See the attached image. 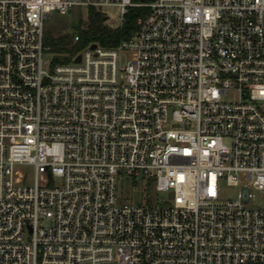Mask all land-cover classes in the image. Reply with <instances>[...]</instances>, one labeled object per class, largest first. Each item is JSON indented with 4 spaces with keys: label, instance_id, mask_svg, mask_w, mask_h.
<instances>
[{
    "label": "built area",
    "instance_id": "built-area-1",
    "mask_svg": "<svg viewBox=\"0 0 264 264\" xmlns=\"http://www.w3.org/2000/svg\"><path fill=\"white\" fill-rule=\"evenodd\" d=\"M107 6L147 13L45 60L53 12ZM254 191L264 0H0V264H264Z\"/></svg>",
    "mask_w": 264,
    "mask_h": 264
},
{
    "label": "trees",
    "instance_id": "trees-1",
    "mask_svg": "<svg viewBox=\"0 0 264 264\" xmlns=\"http://www.w3.org/2000/svg\"><path fill=\"white\" fill-rule=\"evenodd\" d=\"M147 13V9L132 8L126 15L125 22L118 27L110 26L105 20V13L94 8L88 9L86 20L79 22V36L77 43H72L69 34H63L53 39L46 36V41L52 40L53 49L58 54L74 56L89 44H99L105 47H114L122 40L130 39L138 29V19ZM151 189L150 185L146 190Z\"/></svg>",
    "mask_w": 264,
    "mask_h": 264
},
{
    "label": "rangeland",
    "instance_id": "rangeland-1",
    "mask_svg": "<svg viewBox=\"0 0 264 264\" xmlns=\"http://www.w3.org/2000/svg\"><path fill=\"white\" fill-rule=\"evenodd\" d=\"M102 11L110 16L112 22H118L120 19V11L118 7L107 6L102 9ZM88 15L87 8L77 7L72 9L66 14H61L59 12H53L51 17L45 19L44 30H45V60L48 62H62L56 61L55 57L58 55L53 49L54 43L52 40L46 41V36L50 38H57L63 34H69L73 43V36L79 32V27L75 26V23L84 22ZM238 192V187L223 185L222 195L225 197H236ZM255 197L249 204V207H264V194L260 191H254ZM139 191H136L135 201L138 202Z\"/></svg>",
    "mask_w": 264,
    "mask_h": 264
},
{
    "label": "water",
    "instance_id": "water-1",
    "mask_svg": "<svg viewBox=\"0 0 264 264\" xmlns=\"http://www.w3.org/2000/svg\"><path fill=\"white\" fill-rule=\"evenodd\" d=\"M105 20H107V17H105ZM75 26L78 27V23H75ZM95 47V44L92 45V48ZM58 58L59 59H66L67 58V55H58ZM77 62L80 61V56L77 57L76 59Z\"/></svg>",
    "mask_w": 264,
    "mask_h": 264
}]
</instances>
